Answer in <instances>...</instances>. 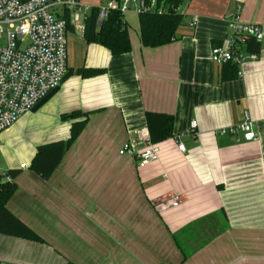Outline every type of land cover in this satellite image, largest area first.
I'll list each match as a JSON object with an SVG mask.
<instances>
[{
	"label": "crops",
	"instance_id": "obj_1",
	"mask_svg": "<svg viewBox=\"0 0 264 264\" xmlns=\"http://www.w3.org/2000/svg\"><path fill=\"white\" fill-rule=\"evenodd\" d=\"M186 13V21L196 16L195 27L184 22L158 47L142 45L138 14L125 13L130 50L119 54L86 42L84 19L69 18L72 73L0 132V180L25 164L6 206L41 238L0 237V263L264 264V41L257 58L225 81L224 66L210 56L231 16L264 24V0H191ZM82 66L104 71L84 77L76 71ZM74 110L88 113L87 121L42 178L29 168L36 147L66 140L75 119L62 116ZM146 110L174 121L172 135L156 143L158 160L142 163L118 150L126 141L144 146L138 134L147 129ZM245 112L253 139L218 133ZM173 195L177 206L157 207Z\"/></svg>",
	"mask_w": 264,
	"mask_h": 264
},
{
	"label": "built area",
	"instance_id": "obj_2",
	"mask_svg": "<svg viewBox=\"0 0 264 264\" xmlns=\"http://www.w3.org/2000/svg\"><path fill=\"white\" fill-rule=\"evenodd\" d=\"M190 1L182 0L177 10L188 27L193 28L196 16L186 21ZM64 10L70 11L72 20L77 21L84 19L90 8L81 6L79 0H0V132L32 111L38 101L63 82L68 71L67 22L61 16ZM109 10L122 15L129 11L162 14L168 10V4L158 0H105L99 5L98 23ZM250 41H264V24L244 22L233 15L227 20L224 41L211 48V59L218 65L235 66L245 59L254 60L257 53L248 50ZM190 127L194 130L195 120L190 122ZM218 133L236 136V141L251 140L255 137V123L245 112L240 123ZM138 137L144 143L141 149L126 141L118 153L133 156L142 163L158 160V146L150 140L147 129L143 128ZM177 147L184 150L180 142ZM24 167L22 163L21 168ZM4 179L11 180L8 175ZM179 201V196L173 195L157 207L177 206Z\"/></svg>",
	"mask_w": 264,
	"mask_h": 264
},
{
	"label": "trees",
	"instance_id": "obj_3",
	"mask_svg": "<svg viewBox=\"0 0 264 264\" xmlns=\"http://www.w3.org/2000/svg\"><path fill=\"white\" fill-rule=\"evenodd\" d=\"M166 1L168 10L162 14L145 12L138 14L140 39L143 46L158 47L172 41L176 36L177 29L185 22L177 7L182 0H158ZM99 6H92L83 20V34L86 42L97 43L108 48L113 54L124 53L130 50L127 25L123 15L117 10H109L101 23L97 22ZM61 16L67 22V29L71 27L70 11L64 10ZM249 51L257 52L259 43L250 41L247 45ZM228 64V66H227ZM221 81L228 80L235 76V65L223 64ZM68 69L63 81L72 73ZM82 76H93L102 73V68L80 67L76 70ZM62 117L75 119L71 124L70 134L66 140L52 141L40 144L36 147L34 156L29 168L42 178H48L58 166L65 151L74 142L82 131L88 117V113L81 110H74ZM144 120L153 143H158L172 135L173 121L172 114L146 110ZM21 168L7 169L1 177L8 175L10 181L0 180V233L15 237L40 241L41 238L18 217H16L6 206L7 201L16 189L14 179L20 174ZM178 242V241H177ZM179 244V242H178ZM183 257H188L189 251L182 249Z\"/></svg>",
	"mask_w": 264,
	"mask_h": 264
},
{
	"label": "rangeland",
	"instance_id": "obj_4",
	"mask_svg": "<svg viewBox=\"0 0 264 264\" xmlns=\"http://www.w3.org/2000/svg\"><path fill=\"white\" fill-rule=\"evenodd\" d=\"M104 2H105V0H80L79 1L81 6H87L89 8H91L92 6H99V4L101 5ZM126 15H129L128 12L126 13ZM70 17H71V15H70ZM67 32H68V29H67ZM68 40H69V38H67V43H68ZM68 46H69V43H68ZM76 57L77 56L75 55V53L72 51V49L69 46V48H68V61L73 66L76 64ZM24 141H25V137L22 136L21 141L19 140V143H23ZM1 155H2V152L0 150V157H1ZM0 163L1 164L3 163L1 158H0ZM0 237H2V238H7V237L11 238L9 235H1V234H0ZM5 249H6L5 244H0V254H4ZM0 264H3V263H0Z\"/></svg>",
	"mask_w": 264,
	"mask_h": 264
},
{
	"label": "water",
	"instance_id": "obj_5",
	"mask_svg": "<svg viewBox=\"0 0 264 264\" xmlns=\"http://www.w3.org/2000/svg\"><path fill=\"white\" fill-rule=\"evenodd\" d=\"M59 87L52 89L45 97H43L37 104L32 108V111L37 110L40 106H42L48 99H50L57 91Z\"/></svg>",
	"mask_w": 264,
	"mask_h": 264
}]
</instances>
